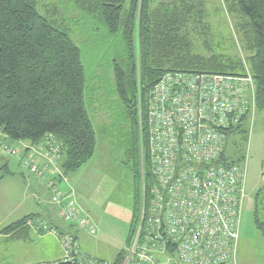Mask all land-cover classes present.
I'll use <instances>...</instances> for the list:
<instances>
[{
  "label": "trees",
  "instance_id": "16d2710c",
  "mask_svg": "<svg viewBox=\"0 0 264 264\" xmlns=\"http://www.w3.org/2000/svg\"><path fill=\"white\" fill-rule=\"evenodd\" d=\"M71 1L76 9L120 36L126 46L125 54L115 62L114 78L128 125L126 159L130 156L135 161L136 214L129 231L130 249L142 206L149 203L152 181L148 164L145 179L142 176L139 109L144 122L152 87L167 73L245 75L248 68L255 80L256 106L264 110V0H223L228 13L240 19L238 28L247 52V68L241 58L194 52L188 26L198 23L207 34L204 0ZM37 3L0 0V132L11 143L27 142L29 146H37L52 135L60 144V167L68 175L94 155L97 145L86 106L85 66L82 51L69 30L42 15ZM248 139L249 127L244 124L231 134L230 153L225 160L244 162ZM263 197L264 182L255 194L254 211L255 225L264 234L260 217ZM31 217L38 214H29L4 231L12 233L14 239L28 238L31 230L25 223ZM129 249L120 251L109 264H123Z\"/></svg>",
  "mask_w": 264,
  "mask_h": 264
},
{
  "label": "built area",
  "instance_id": "2783aa9c",
  "mask_svg": "<svg viewBox=\"0 0 264 264\" xmlns=\"http://www.w3.org/2000/svg\"><path fill=\"white\" fill-rule=\"evenodd\" d=\"M255 109L256 85L248 68L245 75L170 72L154 84L144 122L139 109L141 170L145 179L148 164L150 199L123 264H227L235 259L246 167L225 158L231 134L244 124L250 127ZM0 148L34 174L62 170L60 144L52 135L24 151L0 132ZM52 200L60 217L96 232L70 193L55 189ZM32 223L47 226L37 218ZM50 231L58 234L64 250L59 263L109 264L83 255L72 232Z\"/></svg>",
  "mask_w": 264,
  "mask_h": 264
},
{
  "label": "rangeland",
  "instance_id": "374dc122",
  "mask_svg": "<svg viewBox=\"0 0 264 264\" xmlns=\"http://www.w3.org/2000/svg\"><path fill=\"white\" fill-rule=\"evenodd\" d=\"M204 4L205 23L209 26L207 34L198 23L188 26L194 52L241 58L247 68V52L238 28L240 19L228 13L223 0H204ZM37 9L57 25L67 28L82 51L86 106L94 123L97 145L94 155L79 170L68 175L62 170L56 174L49 171L45 176L24 169L20 158L0 148V264L60 261L64 257L61 240L50 229L71 231L83 255L110 263L120 251L129 249V231L136 214L134 175L125 164L128 125L114 78L115 62L126 52L125 42L76 9L71 0H38ZM13 144L24 151L28 145L27 142ZM244 148L246 200L241 238L235 259L227 264H264V234L254 222L255 194L264 182V110L259 111L257 106ZM29 154L27 152V156ZM55 189L72 195L90 218L96 230L94 234L77 225L73 228L69 226L72 223L58 218V206L52 200ZM262 200L260 217L264 220V197ZM29 214H38V217H31L25 223L31 230L28 238L14 239L12 233L4 231ZM36 218L47 224L43 228L47 231L42 232L33 225ZM58 221L67 224L61 226ZM60 255V259L55 260Z\"/></svg>",
  "mask_w": 264,
  "mask_h": 264
},
{
  "label": "flooded vegetation",
  "instance_id": "af4514ba",
  "mask_svg": "<svg viewBox=\"0 0 264 264\" xmlns=\"http://www.w3.org/2000/svg\"><path fill=\"white\" fill-rule=\"evenodd\" d=\"M125 164H127V166H129V168L132 170V172H133V175H135L134 174V171H135V161L132 159V158H130V156H129V158L125 161ZM134 180H135V178H134ZM134 194H135V192H134Z\"/></svg>",
  "mask_w": 264,
  "mask_h": 264
},
{
  "label": "crops",
  "instance_id": "0c3cea01",
  "mask_svg": "<svg viewBox=\"0 0 264 264\" xmlns=\"http://www.w3.org/2000/svg\"><path fill=\"white\" fill-rule=\"evenodd\" d=\"M27 146H29V145H27ZM58 218H61V217H60V214H59V211H58ZM18 220H19V219H18ZM60 220H61V219H60ZM16 221H17V220H16ZM63 222H64V221H63ZM59 223H62V221H61V222H60V221H58V224H59ZM64 223H65V222H64ZM64 223H62V225H61V226H65V224H67V223H65V224H64ZM67 226H68V225H67ZM69 226H71V225H69ZM71 227H73V226H71ZM73 228H74V227H73ZM4 235H5V234H4ZM60 257H61V255H60V256H59L57 259H55V260H58V259H60ZM37 263H38V262H37Z\"/></svg>",
  "mask_w": 264,
  "mask_h": 264
}]
</instances>
